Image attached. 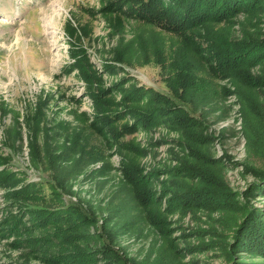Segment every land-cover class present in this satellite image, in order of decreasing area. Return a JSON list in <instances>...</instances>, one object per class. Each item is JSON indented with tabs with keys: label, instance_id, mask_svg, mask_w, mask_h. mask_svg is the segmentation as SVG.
<instances>
[{
	"label": "rangeland",
	"instance_id": "1",
	"mask_svg": "<svg viewBox=\"0 0 264 264\" xmlns=\"http://www.w3.org/2000/svg\"><path fill=\"white\" fill-rule=\"evenodd\" d=\"M113 1L0 0V172L25 185L0 178V264H53L61 253L90 264L264 263L233 247L248 212L264 219V192L250 191L264 171V58L243 73H214L204 41L209 32L264 46V8L185 40L104 11ZM77 49L92 86L71 56ZM140 89L147 95L124 102ZM89 90L111 113L128 104L160 117L116 140L91 126ZM152 95L189 123L164 116ZM132 124L126 116L115 127ZM209 186L233 201L195 204ZM9 213L25 225L48 213L47 226L29 234L39 245L5 229Z\"/></svg>",
	"mask_w": 264,
	"mask_h": 264
},
{
	"label": "trees",
	"instance_id": "2",
	"mask_svg": "<svg viewBox=\"0 0 264 264\" xmlns=\"http://www.w3.org/2000/svg\"><path fill=\"white\" fill-rule=\"evenodd\" d=\"M261 7L264 8V0H115L109 3L104 8V11L124 10L122 14L128 18L145 20L163 30L184 35L186 40L188 35L185 33L188 31L199 28L204 31L209 23L226 21L235 17L241 11L244 13H253ZM207 34L209 37L204 39L205 60L214 73H221L225 76L243 73L242 71L248 70L250 66L256 65L264 58V46L260 45L261 42L257 43L250 41L231 45L230 42L222 38L215 35L210 36L209 32H207ZM71 56L75 60V63L79 64L77 68L83 76L84 82L92 86L94 79H91L92 77L86 74L85 71L87 70L84 68V65L88 64L85 59V51L77 49L71 52ZM142 93V89H140V91L132 90L123 97L124 102L131 104V101L137 97L139 98ZM88 94L89 98L93 101L95 110L91 126L96 132L103 135L109 132L112 133L113 138L116 140L127 134L133 133L139 127L148 128L156 122V118L160 117L157 110L146 113L140 108H129L128 104L125 105V110L118 113H111V103L109 104L107 101H105L107 103H103L104 101H102L99 95L93 94V90H89ZM143 94L144 96L147 95L146 93ZM149 100L159 104L156 108L163 111L164 116L170 114L173 116V119L178 120L179 123H189L187 116H185L174 104H170L164 96L152 95L149 97ZM134 105L137 106L136 104ZM126 116L132 119V126L122 127L120 130L117 129L115 123ZM5 172L6 171L0 172V175L4 174L0 177L3 182L10 179L14 180L11 178V176H13L12 174ZM124 173L126 175L129 174L133 178V173L130 168L125 167ZM256 176L259 179V183H254L250 191L255 193L257 191L264 192V171L256 172ZM19 183V180H14L12 184L18 186ZM23 187H25V185L20 186V188ZM20 192L21 191L12 192L11 198H13V200L19 199ZM261 194L264 196V193ZM189 197L199 200V202L195 204H203L208 201L215 206H223L224 202L233 201L232 198L229 201L231 196L226 190L213 189L210 186L204 189L201 194H198L197 199L191 196ZM188 203L189 201H186V203L184 202L186 206H189ZM9 214L11 219L5 220V229L16 236V238H20L19 240H22L23 237L24 240L31 239L29 234L35 231L32 230L35 226L45 228L49 223L46 221L45 216L48 213L45 215H38L40 219L38 221H33V219L30 225H25L21 218L15 217L11 213ZM260 215L259 212L256 213L254 211L246 214L235 232L233 247L236 249V252H246L247 256L250 258H261L264 260V219ZM27 216L31 218L34 216L35 218L37 217V215L33 214H28ZM41 238L44 240L43 237ZM31 240H34L37 245L40 244L34 237ZM29 245L33 246L34 243L29 242ZM66 255L68 254L61 253L57 256H53L52 259L54 260L51 262L53 264H90V261L85 258L73 257L72 260L69 261ZM239 264L264 263L249 262Z\"/></svg>",
	"mask_w": 264,
	"mask_h": 264
}]
</instances>
